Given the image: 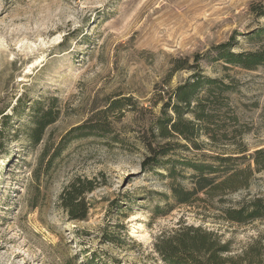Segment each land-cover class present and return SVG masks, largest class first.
Returning <instances> with one entry per match:
<instances>
[{
  "label": "rangeland",
  "instance_id": "374dc122",
  "mask_svg": "<svg viewBox=\"0 0 264 264\" xmlns=\"http://www.w3.org/2000/svg\"><path fill=\"white\" fill-rule=\"evenodd\" d=\"M255 1L0 0V112L10 116L0 140V264H165L155 239L181 224L213 230L235 253L264 242V220L217 217L246 195H264V169L223 201L201 193L178 205L170 191L192 186L185 160L264 146V66L200 59L205 75L232 87L228 107L213 108L234 138L199 135L200 150L179 148L143 166L154 122L171 114L163 104L193 71L174 72L172 62L192 64L233 38L234 51L255 49L258 40L245 37L264 25L250 10ZM46 108L56 118L35 142L34 119ZM76 177L94 185L84 220L71 219L59 200Z\"/></svg>",
  "mask_w": 264,
  "mask_h": 264
},
{
  "label": "trees",
  "instance_id": "16d2710c",
  "mask_svg": "<svg viewBox=\"0 0 264 264\" xmlns=\"http://www.w3.org/2000/svg\"><path fill=\"white\" fill-rule=\"evenodd\" d=\"M251 12L257 17H264V0L250 4ZM245 37L258 40L253 50L234 51L236 41L233 39L226 43L213 45L204 54L197 55L192 64L183 58H176L172 62V70L193 69L192 74L175 87L170 100L163 104V110L170 111L154 122L153 129L156 139L148 144L150 156L144 162L147 165L160 164V159L179 148L191 147L200 150L197 138L205 135L212 143L229 141L235 135L230 127H221L216 120L215 103L228 107L226 94L232 89L219 78L205 75L199 66L200 59L213 58L225 65H232L249 70L264 66V25L250 31ZM222 100L219 101V98ZM0 112V140L7 129L10 116ZM51 110L46 108L41 116L34 119V129L31 134L35 142L40 139L44 128L55 120ZM229 119L237 121L235 114ZM87 128V124L74 127V131ZM90 128V127H89ZM83 134V133H82ZM89 134V133H86ZM240 135V133H238ZM170 137L184 141H175L174 146L168 140ZM246 148L237 149L229 154L216 153L209 156V160H185L183 166L192 170L189 174L191 187L181 183L171 185L170 191L178 205H193L194 201L201 199L202 193L209 199L222 197L230 193L248 188L253 172L264 169V146L259 147L250 154ZM249 155V156H248ZM248 158V164L241 167ZM253 168H252V167ZM94 185L91 180L74 178L59 195L60 204L71 219L84 220L88 208L84 202V195L91 192ZM217 217L222 221L236 224H246L264 220V195H246L242 200L229 206L219 208ZM263 237L255 239L242 251L235 253L231 242L225 241L221 235L205 228L192 224L179 225L169 232L160 233L154 242V251L165 264H264Z\"/></svg>",
  "mask_w": 264,
  "mask_h": 264
}]
</instances>
